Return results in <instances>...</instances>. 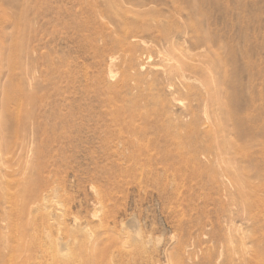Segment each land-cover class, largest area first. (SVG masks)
I'll list each match as a JSON object with an SVG mask.
<instances>
[{
  "label": "rangeland",
  "instance_id": "rangeland-1",
  "mask_svg": "<svg viewBox=\"0 0 264 264\" xmlns=\"http://www.w3.org/2000/svg\"><path fill=\"white\" fill-rule=\"evenodd\" d=\"M116 1L0 0V243L30 210L60 264H264V0Z\"/></svg>",
  "mask_w": 264,
  "mask_h": 264
},
{
  "label": "bare ground",
  "instance_id": "bare-ground-1",
  "mask_svg": "<svg viewBox=\"0 0 264 264\" xmlns=\"http://www.w3.org/2000/svg\"><path fill=\"white\" fill-rule=\"evenodd\" d=\"M110 2H111V4H112V7H117L118 5H117V1L116 0H109ZM15 21V20H14ZM119 42H122L121 44H123V46H126L127 45V42L125 41V39H122V40H120ZM21 46V45H20ZM173 51V50H172ZM174 52V51H173ZM172 52V53H173ZM171 55V54H170ZM162 56V55H161ZM151 57V56H150ZM180 57H181V55L180 54H178V53H176V52H174L173 53V55H172V57L171 58H169L168 60H167V64H166V66H165V69L163 70V74L164 75H166V76H168V75H170V73L172 74V71L175 69V68H177L178 67V62H179V60H176V58H179L180 59ZM165 59H166V57H165ZM181 59H182V57H181ZM8 60V59H7ZM149 61V60H148ZM183 61L186 63L187 61L185 60V59H183ZM114 62V58H111V63H113ZM8 63V62H7ZM14 64H16V62L14 61ZM179 69H180V67H179ZM110 76H113L112 74H110ZM224 84V83H223ZM229 85H231V84H229ZM226 86V85H225ZM231 87V86H230ZM229 87V88H230ZM239 87V86H238ZM5 88V87H4ZM2 89V90H4L5 91V89ZM17 88V87H16ZM240 88V87H239ZM231 89V88H230ZM228 90V89H227ZM227 90H225V88H224V92L225 91H227ZM233 90V89H232ZM237 90H238V88H237ZM241 90V89H240ZM3 91V92H4ZM213 91H214V89H213ZM229 91V90H228ZM2 92V93H3ZM216 92V91H215ZM18 93H20V90L19 89H13V91H12V93L10 94V95H13L12 96V98L14 99V96L15 95H17ZM217 93V92H216ZM226 93V92H225ZM225 93H224V95H225ZM240 93V92H239ZM213 94V93H212ZM215 94V93H214ZM241 94V93H240ZM1 96H3L2 94H0ZM221 95V94H220ZM0 96V97H1ZM215 96V95H214ZM218 96V95H217ZM241 96V95H240ZM243 97H244V95H242ZM4 97V96H3ZM10 97V96H9ZM216 97V96H215ZM222 97H224V96H222ZM214 98V97H213ZM231 98V97H230ZM4 99V98H3ZM11 99V98H10ZM218 99V98H217ZM223 99H225V97L223 98ZM214 100L216 101V99L214 98ZM223 101H225V100H222V102ZM234 101V100H233ZM236 101V100H235ZM221 102V100H220V103H222ZM238 102H240V101H238ZM5 103V102H4ZM219 103V104H220ZM224 103V102H223ZM225 103H226V101H225ZM238 104V103H237ZM246 104V103H245ZM247 104H249L248 102H247ZM2 105V104H1ZM233 106L235 105V104H232ZM250 105V104H249ZM249 105H248V107H249ZM5 106V105H4ZM19 106V107H18ZM17 106V110H18V113L19 114H21L23 111H24V109L27 107L26 106V104L24 103V102H19V105ZM227 107H229L228 106V104L226 105ZM237 106V105H236ZM247 106V105H246ZM218 107V106H217ZM235 107V106H234ZM221 108V107H220ZM226 108V107H225ZM224 108V109H225ZM238 108V107H237ZM240 108H238V110H239ZM16 110V111H17ZM226 110V109H225ZM241 111H244V110H242V109H240ZM240 110H239V112H240ZM229 111V110H228ZM224 113V112H223ZM222 113V114H223ZM229 114H230V112H229ZM242 114V113H241ZM25 115V114H24ZM225 115H226V111H225ZM224 115V116H225ZM18 116V115H17ZM229 116V118H230V115H228ZM6 117V116H5ZM210 118V117H209ZM208 118V119H209ZM8 119H9V117H8ZM211 119V118H210ZM223 119H224V122H226L225 121V117H223ZM227 119V118H226ZM10 120V119H9ZM230 121H231V119H229ZM1 121V120H0ZM212 121V120H211ZM228 121V120H227ZM7 122V121H6ZM223 122V123H224ZM209 123H210V121H209ZM222 123V122H221ZM222 123V124H223ZM229 123H231V122H229ZM11 124V123H10ZM215 124V123H214ZM221 124V125H222ZM226 124H228V123H226ZM231 125V124H230ZM9 126V128L11 127L10 125H8ZM23 126V125H22ZM208 127H207V130L209 131V132H211V131H213L215 128V126L213 125V123H211V124H209V125H207ZM227 126V125H226ZM222 127H224V126H222ZM229 127H231V126H228V128ZM235 127V126H234ZM23 128V127H22ZM230 129V128H229ZM238 129V128H237ZM240 129V128H239ZM222 134L224 135V133H225V131H224V129L222 128ZM242 130V129H241ZM240 130V131H241ZM226 131H227V129H226ZM232 131L234 132V129H232ZM231 131V132H232ZM217 132V131H216ZM246 132V131H245ZM213 133H215V130H214V132ZM226 133H228V132H226ZM218 135V134H217ZM231 135H233L234 136V134H231ZM231 135H230V133H229V136L231 137ZM245 134H243V136H244ZM242 136V137H243ZM216 137V136H215ZM227 137H228V135H227ZM229 137V138H230ZM247 137V136H246ZM249 137H250V135H249ZM252 137H254V136H252ZM217 138H218V136H217ZM226 138V137H225ZM233 138V137H232ZM231 138V139H232ZM248 138V137H247ZM246 138V139H247ZM258 138V137H257ZM230 139V143H231V141H233V140H231ZM234 139V138H233ZM237 138H235L234 139V142H235V140H236ZM239 139V138H238ZM217 140V139H216ZM224 140V139H223ZM248 140V139H247ZM228 141V140H227ZM240 141V140H239ZM244 141V140H243ZM242 141V142H243ZM246 141V140H245ZM231 143V144H235V143ZM237 142H238V140H237ZM218 143H219V141H218ZM227 142H225V144H226ZM245 143V142H244ZM247 143V142H246ZM21 144V143H20ZM231 144H229L230 145V147H231V149L233 148L232 147V145ZM237 145L239 144V142L238 143H236ZM241 144V143H240ZM3 145V147H5L4 145V143L2 144ZM2 145H1V149H2ZM220 145V144H219ZM249 145V144H248ZM19 146H21V145H19ZM217 146H218V144H217ZM245 146V145H244ZM16 147V146H15ZM223 147V146H222ZM229 147V148H230ZM246 147V146H245ZM248 147V146H247ZM218 148H219V146H218ZM228 148V147H227ZM226 148V149H227ZM228 148V149H229ZM250 148V147H249ZM252 148V147H251ZM4 149V148H3ZM3 149H2V151H3ZM6 149V148H5ZM227 149V150H228ZM15 150V149H14ZM240 150V149H239ZM4 151H6V150H4ZM216 151V150H215ZM220 151H221V153H222V150L220 149ZM227 152V151H226ZM228 153V152H227ZM230 153H232V151L230 152ZM247 153V152H246ZM225 154V153H224ZM229 154V153H228ZM226 155V154H225ZM230 155V154H229ZM236 156V155H235ZM235 156H234V158H235ZM222 157H224L223 155H222ZM227 157H230V156H227ZM219 158V157H218ZM226 158V157H225ZM233 158V159H234ZM235 159H237V157L235 158ZM230 160V159H229ZM228 160V161H229ZM237 161H239V160H237ZM237 161H234V162H236V164L235 165H237L238 163H237ZM233 162V161H232ZM241 163V162H240ZM243 163V162H242ZM226 165V164H225ZM242 165V164H241ZM227 166V165H226ZM238 166V165H237ZM236 166H234L233 168H235ZM239 167V166H238ZM247 167V166H246ZM225 168V167H224ZM223 168V169H224ZM231 168V167H230ZM232 168V171L234 172V170L236 171V172H238V170H236V168L235 169H233ZM247 168H249V167H247ZM222 169V170H223ZM227 169V168H226ZM242 169H244V168H242ZM250 169V168H249ZM231 170V169H230ZM0 171H6V168H4L2 165L0 166ZM225 171V170H224ZM244 171V170H243ZM231 172V171H230ZM241 172V171H240ZM240 172L238 173V174H240ZM245 172V171H244ZM219 173H220V170H219ZM242 174H243V172H241ZM246 173V172H245ZM223 174V173H222ZM231 174V173H230ZM229 175V174H228ZM233 175V174H232ZM234 175H236L235 174V172H234ZM241 175V174H240ZM240 175H238V176H240ZM220 176V175H219ZM243 176H244V174H243ZM230 178V177H229ZM235 178V176H233V179ZM239 178V177H238ZM240 178H241V176H240ZM244 178L246 179V177L244 176ZM227 179V178H226ZM236 179V178H235ZM242 179H243V177L240 179L241 181H242ZM229 180V179H228ZM231 180H232V178H231ZM240 180H236L237 182L238 181H240ZM216 181V180H215ZM233 181V180H232ZM241 181H240V183H241ZM246 181V180H245ZM244 180L242 181V182H245ZM230 182V181H229ZM13 183V181L11 180V179H9L8 181L6 180L2 185H0V191L3 193V190L4 189H8V190H11V188H12V184ZM239 183V182H238ZM239 183V184H240ZM246 183V182H245ZM245 183H243L244 184V186H245ZM25 183H22L21 184V186H23V189H25L24 187H25V185H24ZM232 184V183H231ZM227 185H229V183H227L226 184V186ZM234 185V184H233ZM232 185V186H233ZM240 185H242V184H240ZM236 186V185H235ZM240 187H242V186H240ZM22 188V187H21ZM226 188V187H225ZM228 188V187H227ZM226 188V189H227ZM234 188H237V187H234ZM38 189H39V186L38 185H36V184H34V183H32L31 182V185H30V187H29V189L27 188L26 189V191L28 192V193H30V195H32L33 196V198H38L39 197V199L42 197V195H40L41 193L40 192H38ZM225 189V190H226ZM246 189V188H245ZM244 189V190H245ZM235 190V189H234ZM233 190V191H234ZM239 190V189H238ZM237 191V190H236ZM10 192H12V191H10ZM227 192L228 191H226V194H227ZM230 192V191H229ZM235 192V191H234ZM231 193V192H230ZM239 193H240V191H239ZM238 193V194H239ZM246 193V192H245ZM4 194H5V192H4ZM44 194V193H43ZM232 194V193H231ZM230 194V195H231ZM229 195V194H228ZM242 195H243V193L240 195V197L241 198H243L242 197ZM4 197H5V195H4ZM227 197V196H226ZM231 197V196H230ZM6 199H7V201H10V199H12V196H11V194L10 195H8V196H6L5 197ZM32 198V199H33ZM247 198V197H246ZM29 200H30V198H28ZM43 200H44V197L42 198ZM34 200V199H33ZM229 200V199H228ZM30 202V201H29ZM28 202V203H29ZM229 202V201H228ZM227 202V203H228ZM25 204H23V206H24ZM25 207V206H24ZM25 210V209H24ZM227 218V217H226ZM223 222V221H222ZM225 222H227V220L225 221ZM226 224V223H225ZM226 225H224V227H225ZM226 227H228V225L226 226ZM62 228V224H58V225H54V224H51V223H46L45 225L44 224H41V223H39L38 221H37V218L33 215V213H31L30 212V210H28V213H27V220H26V223L20 228L19 227V230H18V232H17V234H15L16 236H14V237H10L9 236V238L7 239V240H5L4 242H2V243H0V262L2 263V264H10L9 262H8V259H6V257H8L9 255H10V253H12V251L14 250V248H15V243L18 245V246H20L21 247V250H23L24 252H25V257H24V261H21V263H19V264H60L61 262H66V261H70V259H72V261H73V263H74V261L76 260V259H74V258H71L69 255H70V253H73V251H74V249L72 248V247H69L68 246V244H67V241L66 242H59V243H56V242H54V241H47L46 240V237H49V236H52L53 234H54V232L55 231H57V230H60ZM231 228V227H230ZM229 228V229H230ZM216 229V228H215ZM212 230V229H211ZM231 231V230H230ZM218 234V233H217ZM245 238V237H244ZM215 239V238H214ZM71 240V239H70ZM247 240V239H246ZM71 242H72V240H71ZM243 244H244V242H243ZM244 247V246H243ZM245 248V247H244ZM243 250H245V249H243ZM49 252H51V253H49ZM46 254H48V255H50V260L46 263V262H42V261H40L39 260V257L40 256H44V255H46ZM233 254H235V253H233ZM245 254V253H244ZM129 254H126V253H124V252H122L121 250H114L113 251V253H112V255H111V257H110V263L109 264H135V261L131 258V257H129L128 256ZM95 256V257H94ZM96 256L97 255H94V254H91V256L89 257V260H88V264H99V262L97 261V258H96ZM245 256V255H244ZM245 262V261H244ZM144 263L146 264V261H144ZM143 264V263H142Z\"/></svg>",
  "mask_w": 264,
  "mask_h": 264
}]
</instances>
